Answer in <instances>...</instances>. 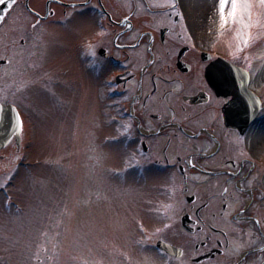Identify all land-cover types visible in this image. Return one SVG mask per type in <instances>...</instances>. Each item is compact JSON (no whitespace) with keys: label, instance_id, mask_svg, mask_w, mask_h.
<instances>
[{"label":"flooded vegetation","instance_id":"1","mask_svg":"<svg viewBox=\"0 0 264 264\" xmlns=\"http://www.w3.org/2000/svg\"><path fill=\"white\" fill-rule=\"evenodd\" d=\"M211 12L206 0L0 3V104L24 121L0 147V222L23 212L14 192L32 145L6 89L39 88L64 122L60 109H95V84L129 238L157 248L156 264H264V80Z\"/></svg>","mask_w":264,"mask_h":264},{"label":"rangeland","instance_id":"2","mask_svg":"<svg viewBox=\"0 0 264 264\" xmlns=\"http://www.w3.org/2000/svg\"><path fill=\"white\" fill-rule=\"evenodd\" d=\"M206 1L212 9L208 20H214L224 40L241 51L248 44L256 85L263 83L264 9L259 0H251L252 24L247 28L239 14L236 23L230 16L222 23L218 0ZM24 84L16 82L4 92L6 100L24 112L32 145L30 177H19L14 192L23 212L2 215L7 223L0 222V264H156L161 256L157 248L129 238L132 222L126 213L132 208L120 204L122 191L117 183L111 186L107 176V150L117 146L107 142V109H102L96 85L90 90L95 109H60L62 122L39 88L26 90V98ZM142 222L151 224V216L145 214ZM125 249L129 260L123 258Z\"/></svg>","mask_w":264,"mask_h":264},{"label":"snow or ice","instance_id":"3","mask_svg":"<svg viewBox=\"0 0 264 264\" xmlns=\"http://www.w3.org/2000/svg\"><path fill=\"white\" fill-rule=\"evenodd\" d=\"M5 0H0V3H4ZM11 3L14 5L15 0H11ZM253 3L251 0H218V12L220 16V20L222 23H226V16H230L233 23H236L237 16L239 14L240 16V23L244 27H251L252 24V8ZM259 6L260 8L264 9V0H259ZM173 7H176V5H173ZM247 16L248 23H244V17ZM5 17L0 16V20H3ZM247 43V41H245ZM11 107V106H9ZM3 111L4 106L0 105V122L3 121ZM10 127L12 130V135L16 136L18 132H22L24 129V121L21 117L20 112L15 107H11V116H10ZM11 179V177H9ZM249 186H251V181H249ZM0 187H3V185H0ZM227 191V189H225ZM229 207H231L229 205ZM259 223V221H257Z\"/></svg>","mask_w":264,"mask_h":264},{"label":"water","instance_id":"4","mask_svg":"<svg viewBox=\"0 0 264 264\" xmlns=\"http://www.w3.org/2000/svg\"><path fill=\"white\" fill-rule=\"evenodd\" d=\"M257 97V96H256ZM1 105V104H0ZM4 111H3V121L0 122V147L3 146L4 142H6L10 132H12L10 127V116H11V107H14L12 105H3ZM11 106V107H9ZM157 245L159 247L164 248L166 251L170 252L171 248L169 245L158 242Z\"/></svg>","mask_w":264,"mask_h":264}]
</instances>
